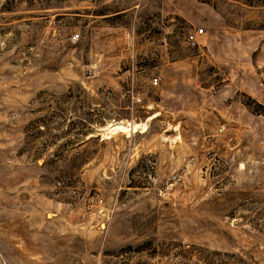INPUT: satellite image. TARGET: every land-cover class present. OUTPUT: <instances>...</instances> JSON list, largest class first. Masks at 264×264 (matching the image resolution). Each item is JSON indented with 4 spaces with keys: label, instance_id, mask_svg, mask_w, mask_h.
I'll use <instances>...</instances> for the list:
<instances>
[{
    "label": "rangeland",
    "instance_id": "374dc122",
    "mask_svg": "<svg viewBox=\"0 0 264 264\" xmlns=\"http://www.w3.org/2000/svg\"><path fill=\"white\" fill-rule=\"evenodd\" d=\"M0 264H264V0H0Z\"/></svg>",
    "mask_w": 264,
    "mask_h": 264
},
{
    "label": "built area",
    "instance_id": "2783aa9c",
    "mask_svg": "<svg viewBox=\"0 0 264 264\" xmlns=\"http://www.w3.org/2000/svg\"><path fill=\"white\" fill-rule=\"evenodd\" d=\"M202 28L198 27L197 29H193L192 31H189L186 35V40L190 44H194L196 42V35L198 32H201ZM74 35H77L76 33ZM157 83V78L155 76L150 78V84L155 85ZM139 100V98H136Z\"/></svg>",
    "mask_w": 264,
    "mask_h": 264
},
{
    "label": "bare ground",
    "instance_id": "6f19581e",
    "mask_svg": "<svg viewBox=\"0 0 264 264\" xmlns=\"http://www.w3.org/2000/svg\"><path fill=\"white\" fill-rule=\"evenodd\" d=\"M117 126V125H116ZM114 127V126H113ZM115 128H124V127H122L121 125H118L117 127H115Z\"/></svg>",
    "mask_w": 264,
    "mask_h": 264
}]
</instances>
